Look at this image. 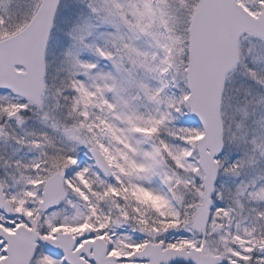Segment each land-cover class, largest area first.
I'll list each match as a JSON object with an SVG mask.
<instances>
[{
	"label": "snow or ice",
	"instance_id": "obj_1",
	"mask_svg": "<svg viewBox=\"0 0 264 264\" xmlns=\"http://www.w3.org/2000/svg\"><path fill=\"white\" fill-rule=\"evenodd\" d=\"M0 264H264V0H0Z\"/></svg>",
	"mask_w": 264,
	"mask_h": 264
}]
</instances>
